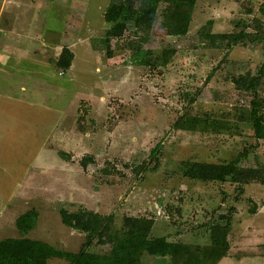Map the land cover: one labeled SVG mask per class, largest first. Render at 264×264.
<instances>
[{
    "label": "rangeland",
    "instance_id": "obj_1",
    "mask_svg": "<svg viewBox=\"0 0 264 264\" xmlns=\"http://www.w3.org/2000/svg\"><path fill=\"white\" fill-rule=\"evenodd\" d=\"M261 1L197 0L183 36L169 35L159 4L150 28L129 24L108 57L101 36L110 0H0V239L19 236L17 216L35 209L27 236L77 251L85 234L59 210L83 207L111 215L117 229L125 216L148 217L153 236L207 245V225L226 215L229 249L216 264H264V140L246 121L217 134L173 127L181 113L199 110L233 121L253 96L235 80L257 83L264 104V42L254 39L263 24L253 21ZM207 20L213 32L245 24L247 44H205L198 30ZM139 46L176 53L164 67L135 65ZM63 47L74 53L65 71L54 67ZM29 56H40V66ZM245 149L239 165L259 168L263 181H199L176 170L182 159L217 162ZM108 248L98 235L89 247Z\"/></svg>",
    "mask_w": 264,
    "mask_h": 264
},
{
    "label": "trees",
    "instance_id": "obj_2",
    "mask_svg": "<svg viewBox=\"0 0 264 264\" xmlns=\"http://www.w3.org/2000/svg\"><path fill=\"white\" fill-rule=\"evenodd\" d=\"M197 0H110L103 19L107 26L101 36V42L108 57H111V42L121 38L129 24L148 29L160 7L162 8L163 26L169 35L183 36L187 34L192 18V11ZM160 4V5H159ZM261 18L253 21L263 24L255 32L254 39L262 36L258 41L264 42V0L258 5ZM212 20H207L198 30L199 38L209 46L223 47L228 50L235 45L247 44L245 24H236L235 31L213 32ZM173 47H163L161 50L137 47L130 55L132 64L143 66H166L174 54ZM74 53L63 47L55 59L54 67L65 71L70 68ZM260 77L264 74V63L258 70ZM239 88L249 91L253 96L249 105L236 111L233 121L218 118L199 111L191 114L181 113L173 123L176 129L199 131L202 133H228V129L237 127L239 121L250 124L256 140H264V104L255 93L257 83L247 84L242 80H235ZM190 97V94H186ZM256 145V144H255ZM161 144L158 142L151 154L159 152ZM257 147V146H255ZM251 151L248 149L237 153L232 159H221L217 162L206 160L182 159L176 170L183 176L199 181H224L231 179L242 185L252 180L263 181L262 172L254 166H240L239 162ZM65 157L64 151L57 152ZM88 156H82L80 163L87 165ZM264 182V181H263ZM62 222L85 234L84 241L77 251H69L52 246L46 241L28 237L37 221L35 209L17 216L15 226L19 236L3 237L0 239V264H46L49 258H62L67 264H143V257L154 256L161 264H216L227 255L229 249L228 235L232 227V218L220 215L213 219L208 227L209 243L207 245L184 241H173L165 236L151 235L153 219L148 217L125 216L120 229L112 225V216L103 215L90 209L79 207L75 210L60 208ZM104 237L109 244L105 252L91 251L93 239Z\"/></svg>",
    "mask_w": 264,
    "mask_h": 264
},
{
    "label": "crops",
    "instance_id": "obj_3",
    "mask_svg": "<svg viewBox=\"0 0 264 264\" xmlns=\"http://www.w3.org/2000/svg\"><path fill=\"white\" fill-rule=\"evenodd\" d=\"M29 57L30 58H28V60H27L28 64L33 65V66H40V56H39V58H36L35 56H29Z\"/></svg>",
    "mask_w": 264,
    "mask_h": 264
}]
</instances>
